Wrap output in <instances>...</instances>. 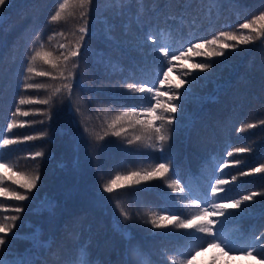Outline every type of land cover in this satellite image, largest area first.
Returning <instances> with one entry per match:
<instances>
[{"label": "trees", "instance_id": "obj_1", "mask_svg": "<svg viewBox=\"0 0 264 264\" xmlns=\"http://www.w3.org/2000/svg\"><path fill=\"white\" fill-rule=\"evenodd\" d=\"M67 1L68 7L56 21L51 20V16L65 0H11L10 6H0V21H3L0 25V125L6 135L12 134L10 138L46 133L43 139L14 145L10 151L0 153L3 156L0 165H9L0 173L6 178L22 180L18 176L13 178L16 164L18 175L40 172L38 187L29 194V200L20 202L0 197V209H9L0 211V222L6 216L21 217L13 230L18 238L9 241L5 253L10 249L15 256L31 259L33 264H70L79 260L81 250L88 264H126L129 259L133 264H164L165 260L171 264L174 257L176 264H197V256L211 249L216 259L222 257L225 261L237 262L243 258L242 262L251 263V258V264H262L264 196L258 195L243 212L219 225L221 239L231 237L235 242H230L229 247L243 248V252H229L209 241L202 249H195L191 257L181 256L179 253L192 250L190 246L193 243H201L195 238L196 234L188 238L176 230H170L176 233L173 235L154 236L149 230L145 232L143 215L138 208L143 206L158 213L156 205L162 204L165 195H171L166 183L159 181L161 185L157 186L155 182L146 186L144 191L102 192V185L112 179L114 173L120 172L119 168L144 170L159 162L156 152L150 149V143L140 144L148 147L145 149L128 145L127 140H121L123 136L109 134L103 141H97L96 137H103L106 131L110 133L108 126L112 121L122 112L131 111L133 105L150 106L151 97L139 93L132 96L127 90L128 84L154 83L162 103H167L164 93L174 89L188 73L189 83L181 89L184 98L175 114V129L180 136L187 134L196 140L201 130H221L218 150H211L209 155L197 161L190 181L194 173L206 172L210 165L217 170L213 183L215 179H230L240 172L264 165V36L247 45H238L236 50L223 57L207 56V52L214 48L219 51V44H204L203 48H197L198 44L213 38L236 43L220 37L221 32L255 35L253 29H241L239 25L259 17L264 12V0H159L155 7L153 0H143V4L129 0L123 8H118L115 0H92L88 12L87 48L81 57L71 59L68 65H77L73 69L75 83L71 91L64 88L72 81L66 79L63 57L74 48L84 20L80 15L83 9ZM261 26H264V20H255L254 28ZM106 29H109L107 35L113 39L107 38ZM149 35L154 39L149 40ZM165 45L174 49L168 56H165ZM36 52H50L49 59L55 64H46L41 57L33 60ZM197 52L203 55H195ZM173 55L177 57L175 60H171ZM161 61L167 65L164 68L167 77L159 72L160 78L155 79ZM196 63H210L211 67L206 71L193 69L192 65ZM29 65L35 69L34 73L27 72ZM168 67L172 70L168 71ZM41 71L52 75L37 76L36 73ZM24 83L42 84L44 87L25 90ZM57 88L61 91L56 92ZM21 98L48 100L49 103L20 105ZM72 99L80 102L86 123H95V129L84 124L87 134L82 133L75 123L78 118L74 116L73 108L65 104ZM17 107L22 111L39 109L40 112L28 117L14 116ZM214 108L225 111L218 123L205 120ZM136 111L140 113L139 107ZM131 118H135L136 123V120L151 119V114L142 113ZM9 121L17 122V127L11 132L7 129ZM19 121L35 122L21 128ZM124 127L128 126L124 124ZM77 135L85 137L78 146L73 139ZM200 135L204 137L205 134ZM90 144H99V147L90 148ZM236 147L249 151L229 157L228 152ZM36 151L44 152L45 157L30 159ZM133 159L138 164L127 167ZM74 161H78L75 167ZM91 161H95L97 166L93 167ZM220 164L226 165L223 170L226 175L219 174ZM262 184L264 173L239 177L227 195L238 198L252 192L264 193ZM0 188L9 192L19 190L8 181L0 183ZM150 192L151 195H147ZM45 198L54 202V208L37 213ZM96 200L100 204L111 201L109 206L119 215L122 211L117 210V206L122 205L123 211L126 210L131 217L128 224L122 217L124 231L129 233L127 247L133 253L129 258L123 243L115 240L113 225H108L107 217L102 221L93 203ZM218 202L209 199L204 206L210 207ZM86 206L87 211L84 209ZM16 207H23L24 211L19 214L12 211ZM195 211L188 207L170 214L185 218ZM244 218L253 220L257 227L261 226L259 232L251 225L241 231ZM36 229H40L39 238L48 247H33L29 237ZM98 229L102 230L99 232ZM161 240L169 244V250L158 244ZM249 247L255 249L253 255L246 254ZM210 262L212 260L207 259V264Z\"/></svg>", "mask_w": 264, "mask_h": 264}, {"label": "snow or ice", "instance_id": "obj_2", "mask_svg": "<svg viewBox=\"0 0 264 264\" xmlns=\"http://www.w3.org/2000/svg\"><path fill=\"white\" fill-rule=\"evenodd\" d=\"M129 0H115V4L118 8H123L128 4ZM159 0H153L154 7L158 4ZM216 2V0H213ZM11 0H0V6L8 4L10 6ZM74 3L79 6L83 11L80 12L81 17L84 20V26L79 28V35L76 38V43L74 48L68 53V55H64V70L67 72L66 79L71 80L72 82L64 85V88L71 91L74 86V72L73 69H76V64H71L69 67V63L71 59H78L84 54V51L87 48V40L86 38L89 35L88 30V12L90 9V5L92 4V0H74ZM138 3L143 4V0H138ZM68 7L67 0L64 3L59 4V9L55 12L54 15L51 16V20L56 21L61 19L63 11ZM2 16V15H0ZM260 19L264 20V12L260 14L259 17H254L253 21L245 22L240 24L239 27L241 29H253L255 35H236L231 32H221L219 33L220 37H225L229 41H236V43H225L223 41H218L216 38L211 40H206L202 44H198L197 48H203L204 44L216 45L219 44L220 50L217 51L215 48L211 51L207 52L208 57H223L228 54L229 51H234L238 48V45H247L250 42L256 40L260 36H264V26L260 28H254L255 20ZM3 24V21H0V25ZM109 29H106V36L108 39H113L110 35H107ZM149 40L154 39L153 36H148ZM158 44V41L156 42ZM156 45L154 44L153 47ZM63 47V45H61ZM165 56L171 54L174 50L168 45L164 46ZM191 51V49H189ZM51 53H41L36 52L32 57L35 60L37 57H41L44 59L46 64H55V62L49 57H51ZM195 55H203V53H195ZM176 56H171V60H175ZM171 60L168 61V65L171 64ZM107 63V61H105ZM167 65L161 61L160 66L157 71V75L155 79H159V72H163L164 76L167 77V71H164V68ZM193 69H197L200 71H206L211 67L210 63H196L192 65ZM172 68L168 67V71H171ZM28 73H34L35 69L29 65L27 68ZM37 76L40 77H50L52 74L50 72L41 71L36 73ZM63 75V72H61ZM189 74L185 73V79H180V82L177 83L174 89H170L169 92H165L164 95L167 96L168 102L162 103L161 98L159 96L158 90L155 88V84H150L147 81H144L137 86L136 83H130L127 86L128 92L135 96L137 93L147 94V96L151 97L149 100L150 106L145 107L143 105H133L131 111L122 112L119 116H117L112 123L108 126L111 129V132H105L103 137L97 136V141H103L105 137L112 135L115 137H121L126 134L127 128L124 127V117H132L137 116L142 113L151 114V119L144 120H136L137 125L142 126V135H137L135 139H129L127 141L128 145H133L134 143H139L142 140H146L150 142V149L153 152L158 153L157 159L160 161L158 163H154L152 167L139 171H129L127 174L121 175L117 174L112 179L108 180L107 183L102 185V192L107 194H112L116 190H135V191H144L146 190V186L150 185L153 181H161L166 183L167 189L171 190V195H165L163 198V202L161 205H156L159 208L158 213H151L147 216V219L144 221L145 224H150L151 229L149 230L152 235H173L176 233H183L184 236L188 238H193L192 234L195 233V238L199 239L201 243H193L190 247L192 250L187 253H179L181 256L191 257L193 251L197 248L202 249L205 244L209 241L217 247H221L227 249L229 252L241 251L243 252V248H230L229 243L235 242L231 237H225L221 239V230L219 229V225L223 224L226 220L230 219L231 216L238 215L243 212L245 206L254 202L255 197L258 195L264 196V193L261 192H252L251 194L241 195L238 198H232L227 195L232 190V185H234L239 177L251 175L253 173H264V165H261L256 168H252L249 171L240 172L237 175L231 176L230 179H215L213 183L212 180L216 175V168L212 165L209 166V170L203 173H194L192 175V180L189 182H185L180 178L177 179H169V176L173 173V168L171 162L168 159V153L166 151L165 145L170 142L171 134L175 131L176 125V116L175 114L178 112L180 108V101L183 99V94L181 89L185 87L189 81L187 80V76ZM27 79V77H26ZM161 83L163 81L161 80ZM44 85L36 84V83H24L23 88L25 90L29 89H41ZM61 89L57 88L56 92H60ZM156 95H152L153 93ZM154 101V102H153ZM33 103H40L47 105L49 103L48 100L42 101H34L31 98L24 99L21 98L19 100L20 105H27ZM139 107L140 113H137L136 108ZM40 112L39 109H35L33 112L30 111H22L21 108L17 107L13 115H19L23 117H28L32 114ZM48 119H51V115H49ZM35 121H19V127H28L31 123ZM40 123H44V121H40ZM75 123H79L78 121ZM128 126L132 127L131 121H128ZM17 127L16 121H9L7 124V129L11 132L12 129ZM251 127V125L249 126ZM84 133H88V129L84 128ZM46 133L40 132L37 135H24L23 137L18 138H10L9 135L5 134V130L2 125H0V153H3L5 150L10 151L14 145H18L21 143L34 141L37 139L45 138ZM85 138L84 136H75L73 139L76 141L77 146L79 145V141ZM99 147L97 145H91L90 148ZM249 151V149L244 147H236L233 148L231 152H228V156L231 157L234 153H245ZM45 153L42 151H36L34 154L30 156V159L35 160L36 158H44ZM3 160V156H0V161ZM235 163H239L236 161ZM78 164V161L73 162V166L75 167ZM4 167H9L7 163L3 164ZM64 165H61L63 167ZM225 164L219 165V174L226 175L223 171L225 169ZM8 181L15 185L19 190L9 192L5 188H0V197H4L6 199H12L15 201H27L30 199L31 193L33 190L38 187V183L40 181V172L37 170L35 174H29L24 176L22 180H15L11 177H4L0 175V183H4ZM210 188V192L208 189ZM216 200L218 203H212L210 207H205L208 203V200ZM183 207H194L196 211L182 218V215L170 214L172 212H179L180 206ZM54 202L45 198L41 201L39 207L37 208V213H42L43 211H51L54 208ZM0 211H9V209L4 208L0 209ZM12 211L16 213H22L24 211L23 207H16L12 209ZM125 221H129L131 217L127 212H122ZM21 217L19 215H12L10 217H5L3 222H0V264H33L31 259L25 257H17L15 256L11 250L5 253L4 249L9 245V241L11 239L18 238L17 233L13 230L17 227V221L20 220ZM11 221V222H9ZM170 230H176V233H173ZM125 238H129V233L125 232ZM40 229H36L34 233L30 234V240L33 247L39 248L41 246L48 247V245L40 240ZM260 239V238H258ZM255 249L249 247L247 249V255H253ZM127 255V253H126ZM70 264H88V262L84 259V252L81 250L80 257L78 261H72ZM126 264H133L132 260H126ZM164 264H169V261L165 260ZM171 264H176V258L174 257L171 261ZM262 264H264V260H262Z\"/></svg>", "mask_w": 264, "mask_h": 264}, {"label": "rangeland", "instance_id": "obj_3", "mask_svg": "<svg viewBox=\"0 0 264 264\" xmlns=\"http://www.w3.org/2000/svg\"><path fill=\"white\" fill-rule=\"evenodd\" d=\"M70 1L72 2L71 4H74V6H75V3H73L74 0H70ZM67 3H68V1H67ZM65 104H67L68 106L73 108L74 116L76 118H78V122H79L77 126L80 129V131L83 133L84 124L86 123V121H85V116L82 112L80 102L72 99L69 101H65ZM100 105L103 107L105 106V104H100ZM230 105H232V104H230ZM232 106L234 107V105H232ZM115 108H118V107H115ZM101 111L105 112L104 110H101ZM93 113L96 114V112H94V111H93ZM224 113H225V111H223L221 108H214L209 113V115L205 117V120H212L215 123H218V122H220L221 117ZM94 121L95 120H91V122H94ZM123 121H124V124L126 126H128V121H131L133 126L132 127H129V126L126 127L128 130H127L126 134L123 135L121 140H124V141H126V140L128 141L129 139L134 140L137 135H142V126L137 125L135 123V118L134 119L131 117L123 118ZM98 122H102V124H103L102 120H99ZM91 124L86 123V127L87 128H94L93 126L95 125V123H91ZM200 134H205V135H204V137H202ZM200 134H199V136H197L198 141L194 137L189 136L187 134L180 136L179 132H177L176 129L171 134L170 142L165 145V148H166V151L168 153V159L171 162V165L173 168V173L171 174L173 179L180 178L181 180H183L185 182H189L192 169L195 167V164L197 163V161H199L203 156L209 155L210 154L209 152L211 150H213V149L218 150V145H219V142L221 139V130L220 129H217V130L213 129L211 131H207V130L202 131L201 130ZM149 143H150L149 141L142 140L139 143H134L132 146H135L137 148L147 149L148 148L147 146L142 147L140 144H149ZM92 154L94 155V153H92ZM156 154L158 155V153H156ZM109 163H110V161H109ZM136 164H138V161L136 159H133V160H131L129 166H127V167H131V166H134ZM91 165L93 167L94 166L96 167L97 163L95 161H94V163L91 161ZM15 167H16V169L12 174L13 178H16L18 176L19 178L23 179L24 176L18 175L19 172L16 174V171L18 169V165L16 164ZM4 169H5V167L3 165H0V173L3 172ZM119 170H120V172L118 171V172L114 173L113 177L117 174H121V175L127 174V172H129V171H139L136 168L135 169L130 168V170H127V171H126V169L119 168ZM171 175L169 176V179H172ZM102 182H104V181H102ZM155 182H157V186L161 185L159 181H153V182H151L150 185H153V183H155ZM150 185H148V186H150ZM262 186H264V184H262ZM86 187L87 186L85 185L84 189H86ZM169 191H171V190L168 189V192ZM147 195H151V192L148 193ZM93 203L95 204V206L98 210V213L102 217V221L105 217H107L108 225L109 224L113 225V232L112 233L115 236V240L123 243V245L125 247V248L123 247V249H126L128 251L127 256L129 258L131 255H133V253H132V251H129L128 247H127V242L129 239L125 238L123 235L126 232V231H124L125 228L123 227L125 225V221L122 222L123 216L116 213V209L115 210L111 209L112 207L109 206V205H111V201H109V200H108V204L107 203L100 204L97 200L94 201ZM248 205H251V203ZM138 208L143 215V223H144V221L147 219V216L153 212L150 210H147L143 206H138ZM84 209L87 211L88 207L86 206ZM117 210H121L122 212H126V210L123 211L122 205H118ZM130 222H132V221H130ZM126 223L128 224L127 221H126ZM144 225L146 227V229L144 230L145 232H147L148 230L151 229L150 224L144 223ZM241 225H242L241 231H245V229L247 227H249V225H251L253 228H255L256 232H259V229L261 228V226L257 227L254 224V221L251 220L250 218H248V219L244 218ZM101 230L102 229H98L99 232ZM158 238L159 237H157V239ZM261 243H263V245H264V241H261ZM158 244L160 246L164 247L166 245V242L164 240H161V242H158ZM149 246L151 247V244ZM124 254H125V251H124ZM213 256L215 258H213ZM207 259L212 260V262H210L209 264H251L252 263L251 258H249L250 259L249 261H251V263L242 262L243 258L239 259L237 262L230 261V260L225 261L224 258H222V257L216 259V254L215 253L213 254L211 249H206L204 252L199 254L197 256L196 262H197V264H207ZM219 260H221V261L219 262ZM215 261H216V263H215Z\"/></svg>", "mask_w": 264, "mask_h": 264}]
</instances>
